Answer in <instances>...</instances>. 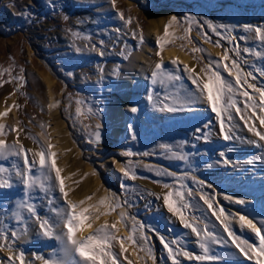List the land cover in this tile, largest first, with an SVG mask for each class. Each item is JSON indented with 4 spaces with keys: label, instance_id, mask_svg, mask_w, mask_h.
Instances as JSON below:
<instances>
[{
    "label": "rangeland",
    "instance_id": "374dc122",
    "mask_svg": "<svg viewBox=\"0 0 264 264\" xmlns=\"http://www.w3.org/2000/svg\"><path fill=\"white\" fill-rule=\"evenodd\" d=\"M167 12L173 13L179 20L177 25L169 29L170 32H174L176 36H182L184 28L191 27V31L187 34L188 39L185 40L169 38L171 42L165 47L179 49L195 63L200 71L205 64L220 61L216 70L225 80L232 83L235 89L234 93L225 94L222 103L227 102L228 96H232L240 109L246 103H255L256 115L264 116V112H261L259 107L260 94L248 87V84H253L256 88H264V41L255 36L254 32L244 29V25H252L253 28L264 26V0H115V5L112 0H0V85H2L0 86V104L10 109L8 115L3 117L6 128L5 134L0 136V139L8 142L12 136L14 142L18 138L20 144L22 140L30 145L40 144L39 134L47 132L45 112L47 95L39 73L46 72L45 63H47L60 78L67 80L68 85L65 91L60 80H56L53 87L54 100L59 102L62 120L67 124L72 140L78 148H83L85 154L83 162L96 166L102 159L115 157L122 160L121 166L129 170V175L125 176L127 178L118 180V177L111 175L114 173L112 170L106 172L101 166H96L104 183L103 188L110 190L106 196V204L101 205L103 211L107 210L109 204L120 205L109 215L101 217H106L105 221L109 224L117 223L119 229L115 233L117 237L133 234L137 239L136 245L126 241L125 246L128 251L123 254L120 251L119 241L112 242L110 250L117 255L119 264H128L129 261H132V264H153L152 259H148L146 253L139 250L141 245L152 249L156 264H173L160 237H163L173 250L177 251L184 250L182 235L194 234L190 228L183 226L179 216L170 212L165 204L162 209L160 200L156 198H149L151 202H154L149 215L138 217L134 208L140 201L138 200L136 204L133 201L137 197L135 181H146L168 192H176L178 189L184 193V202L190 205L182 209L186 221L195 223L200 229L207 226V229L213 233L218 229L223 231V226L212 215V210L200 198L201 195L210 199L213 209L217 212L223 208L225 213L230 212L238 217L236 214H240L241 210L247 207L242 206L239 210V207L236 208L237 206L227 201L223 195L227 193L250 196L253 193L251 191L264 188V167L263 169L255 168L254 161L248 164L249 171L245 169L236 175L229 174V171H234L233 167L237 163L244 160L250 161V159L247 158L249 156L244 157L232 151L225 152V147L229 145L228 141V144L224 142V146L221 147L212 145L213 141H218L219 135L215 131L212 132L214 127L217 128V119L207 102L196 103L195 108L192 105L180 107L175 112L168 111L162 119L172 118L173 120L166 121L167 124L162 130L160 129L164 125L160 124L162 119L155 118L152 114V109L157 102V98H153L147 110L148 122L159 123L161 126L154 128L148 135L138 134L135 141L131 143L114 141L112 110L116 107V97L121 94L123 81L129 75L128 70L134 63V57L145 45V30L148 24L146 16ZM120 13H123L124 19L120 18ZM189 16L194 20L186 21L185 17ZM128 18H131L130 24L125 23ZM206 21H211L215 26L224 25L225 27H217V31L213 32ZM74 33L78 35H73ZM204 33L207 35L205 36ZM217 42L220 46H216ZM77 48L80 51H76ZM193 48L203 51L193 52ZM225 51L229 56L227 61L222 60ZM233 60L239 65L241 76L247 79V84L243 80L240 85L235 83V69H232V75L225 71L224 64H228L231 68ZM248 73L252 75L249 76ZM21 76H23V86L17 90V84L21 83L17 78ZM203 76H205L204 73ZM186 88L184 92L190 96L191 87ZM244 91L253 98L251 101L242 95ZM175 94L174 89L168 92L170 96ZM193 95L194 100L198 102L199 97ZM179 98L182 97L179 95L170 98L169 104L175 103ZM77 100L83 102L80 107L84 115L78 116L76 113ZM89 108L93 113L90 116ZM233 109L235 108L229 109V112H233ZM248 111L252 115L251 107ZM196 114H208L214 120L206 119L201 123L200 120L203 118L197 120L194 117ZM243 115L248 118L246 114L243 113ZM226 121H230L228 113L224 114V122ZM97 123L102 125L99 129L101 134L99 144L94 142V136L91 135ZM41 125L45 127L42 128ZM12 128L18 131H11ZM136 130V127H133L132 133L136 134ZM30 137H35L38 142H34ZM162 145H167L168 148ZM126 151L135 155H122ZM178 155H184L186 159L180 160L177 158ZM250 155L252 156V153ZM13 158L14 161L11 160ZM170 159L173 164H169ZM16 163L18 161L13 156L7 159L0 158V167L10 169ZM163 164L169 165L170 173L174 175H168L166 169L162 167ZM22 166L23 164L19 167ZM207 168H212L214 171L220 169L219 171L224 173L214 177V172L210 174L205 171ZM132 175L135 179L131 178ZM200 181H203V184L199 183ZM165 184L169 187L165 188ZM24 188L20 180L12 183L11 187H0V232L7 236L5 240L3 235H0V252L13 251L19 255L22 251L24 263L33 264L47 251L54 249L56 240L52 236L42 238L41 241L38 240L40 238L33 239L31 242L24 241L33 232L30 221L38 220L26 210H20L22 220L18 221L15 215L8 220L6 212L8 208L16 202L19 204L22 200H27L35 205L36 213L41 220L47 219L55 225L54 229L59 228L60 225L63 227V222L52 221L49 217L50 213L45 218L41 215L52 208L51 204L56 200L55 198L47 199V193L42 196L40 192L37 193L38 189ZM189 191L192 195H188ZM44 199H47L46 205L50 206L43 205ZM172 199L176 200V197ZM179 203L177 201V206ZM93 205L97 206L94 201ZM93 209L91 211H95ZM121 212L126 214L125 220L118 222ZM148 225L151 226L150 230ZM211 225L214 226L211 228ZM134 226L136 231L132 233ZM88 230L85 228L81 232L85 233ZM13 231L20 234L18 238L12 237ZM233 231L240 238L250 243H257L254 235L245 237L243 233H240L238 226ZM90 233L83 236L87 237ZM142 234L147 237L146 240L140 239ZM223 234L227 239V233ZM197 239L196 235H191L188 241L192 243L190 246L193 249L188 250L195 256L204 255L197 247L199 246ZM172 241L177 243L172 244ZM228 244L231 245L233 252L239 253L230 240ZM218 246L219 248L210 255H217L222 259L204 264H225V261L227 264H256V260L246 257L237 260L230 256V251L225 249L226 245ZM181 253L176 257L180 264H199L195 258L182 261ZM76 258L77 256L72 255L70 259L76 261ZM78 264L83 262L80 260Z\"/></svg>",
    "mask_w": 264,
    "mask_h": 264
},
{
    "label": "bare ground",
    "instance_id": "6f19581e",
    "mask_svg": "<svg viewBox=\"0 0 264 264\" xmlns=\"http://www.w3.org/2000/svg\"><path fill=\"white\" fill-rule=\"evenodd\" d=\"M172 16H175V15L171 12H167L166 14L156 13L150 16H146V20L148 24L145 30L146 31L145 32V40H146L145 45L142 46L141 51L138 52L136 56L134 57V63L129 67V70H128L129 75L123 81L121 94H119L116 97V107L112 110L113 112L112 119L114 121V126L112 129V136L115 142H122V143L134 142L138 134L148 135L154 128L160 127L161 126L160 124H164L160 128L163 130L165 124H167L165 122L166 121L169 122L173 120L172 118L162 119V117L165 116L166 113L168 112L166 110L165 111L160 110L165 105L175 106L178 109L180 107H184V106L191 107L192 105H194V108H195L196 103L202 104L206 102V99L204 98V96H202L199 90L195 87V85L192 84L191 80L189 79V74L184 72L183 70L184 65L187 64L189 68L194 67L195 73L198 74L202 80H206L207 77L203 76V73L200 71V69L199 70L197 69V66L195 65V63L192 60H190V58L187 55H185L183 52H181L179 49L175 47H171V48L164 47L163 51L161 52V55L160 56L156 55L157 51H160L157 45V40L159 37L163 36L164 26L168 22L169 18ZM173 59L178 61V66L171 63ZM161 60L165 66L163 70L165 75L162 77H159L157 79V82L153 83L152 76H151L152 71L154 70L155 64L161 62ZM45 65H46V72L39 73V76L41 77L45 85V90H46V95H47V105L45 106V112L47 115V118H46L47 119L46 121L47 122V132L39 134V137L41 140L40 144L30 145V144H27L23 140L21 144L24 146L25 149L31 150V152H29L28 154L29 157L31 158L32 153L38 152L41 150V146H44L45 149H47V144L51 143L54 146L52 148V151L56 153V157H55L56 166L61 169V177L64 179L65 191L68 192L67 200H71L74 203L84 200L85 203L83 205H80V208H88L90 205H93V201H94L97 204L99 210L103 211L102 209L103 206L99 205V201L100 199L104 198L105 204H106V196L108 195V191L110 192V190H107V189L105 190L103 188L104 183L101 180V177L99 174L100 173L99 168H97L96 166H101L102 168L106 170V172H110L109 170H112L114 173H112L111 175H113L116 178L118 177L117 178L118 180H124L127 177H125L124 172L121 171V167H122L121 164L123 161L116 159L115 157L108 158V159L105 158V159H102L99 164H96V166L95 164H86L85 162H83V158L85 155L83 148H80V147L78 148L77 147L78 145L75 144V142L72 140L69 130H68V126L62 120L61 112L58 107L59 105L51 109L48 107L49 104H54L57 102L56 100H54V94H53V87L55 86L56 80H60V82L62 83L64 87L63 89L64 91L66 89V86L68 85L67 80H65L64 78H60L59 74H57L53 70V68L50 67L47 63H45ZM169 73L172 75H178L181 79L180 80H170L167 76V74ZM161 79L163 80V83H161ZM187 86L191 87L190 90L192 93L190 94V96L189 95L187 96V94H185L184 92V90L186 91ZM171 89H174L176 91L175 96L180 95L182 97V98H179L173 104H169V101H168L170 98L175 97L174 95L173 96L168 95V92ZM193 94H195L196 97L197 96L199 97L198 102L194 100ZM149 95H151L152 98L154 99L157 98V102L154 108L152 109V114L154 115L155 118L159 117L162 119V123L160 124L154 123V122L153 123L148 122L147 110L153 102V99L151 101L148 99ZM188 97H190L191 99L188 100L186 103H182V101H185V99ZM256 101L258 103V100ZM133 106L138 108V111L136 113H133L130 111L131 107ZM249 108L245 109V106H241V113L242 114L244 113L248 116V118L244 116L245 117L244 120L240 118V114H237L235 109L232 110L233 112H229L230 114H232L231 116L232 118L230 121H226V123L224 122L225 128L231 127V132L229 133V135H231L232 138L229 140H225L223 138L224 134L221 132L220 120L216 116V113L214 115L217 119V123H216L217 128L214 127L212 132L214 131L217 132L219 135V139L217 138L218 141H213L212 145L215 147H221V146H224V142H226V144L229 143L230 146L228 145V147H225V152L232 151V153H238L239 155L244 156V157L249 156L247 158L250 159V161L244 160L241 163H237V165L233 167L234 171L232 170L230 172L226 167V170L229 171V174L236 175L238 173H242L245 169L248 170V168H250L248 164H250L249 162L251 161H254L253 165L255 166V168L257 167L259 169H263L264 167V155H263L264 140H260L259 136H257L254 131H249V127H253L256 131L264 133V125H261L260 120L258 119L259 115H255V116L253 115L254 117H252V115L249 114V111H248ZM6 109L8 108H6L4 104L1 103L0 112H4ZM194 117L197 120H200L201 118H203L202 120H200L201 123L203 120L205 121L206 119H208L209 121L214 120L213 117L209 116L208 114L206 115L196 114ZM245 120H247V123H245ZM3 122H4L3 117H0V124H3ZM133 127L134 128L136 127L137 129L136 134L132 133ZM14 143L15 142L13 140V137L11 136L7 144L12 145ZM250 153H252V156L250 155ZM13 157H16V156H13ZM36 159H37L36 167H38V157ZM11 160L14 161L15 159L13 158ZM16 160L18 161V163H16L17 166H20L21 164H23V157H16ZM148 164L150 165L152 163H148ZM154 164L158 165L160 163L158 164L154 163ZM169 164H173V161L171 159L169 160ZM162 167L166 169L167 173L171 172V168L169 167V165L163 164ZM9 170L11 172L12 183H16L17 181H19V178L15 176V169L13 168V166H11ZM212 170H213L212 168L211 169L207 168L205 171H208V173L210 174L211 173L213 174L214 172V175H213L214 177L215 176L217 177L221 175L222 173H224V172L219 171L220 169L219 170L217 169L215 171L214 170L212 171ZM33 171L35 173L36 169H34ZM36 174L38 175L39 173H36ZM93 175H96V177H93ZM50 176H51V180L46 181L47 184H50L49 190L47 192H44L38 189L39 191H37V193L40 192L42 196L45 193H47L46 195L47 199L50 197H53L56 200L51 204L52 208L49 209L47 213L45 214L42 213L41 215L44 216L45 218L47 217V214L50 213L49 217H51L52 221H58V222L61 221L62 223L63 221L61 217L63 216L64 210L67 209V201L64 198L63 194L59 191V184L55 180V173L51 172ZM134 187L137 191V197L133 201L135 202V204L138 202V200L140 201L138 202V204L135 205V208H134L135 209L134 212L136 213L138 217L139 216L145 217L146 215H149L150 211H152L151 205L152 203L154 204V202L153 201L151 202L149 198H153V199L156 198L157 200L158 199L157 197H159V200H160L159 202L162 204L161 208L164 209L163 205L165 203L163 200V196L168 192V190H163L155 186L152 183L141 181V180L135 181ZM263 189L264 188H261V190L256 189L255 191H251L253 193H251L250 196H246V195L244 196L241 194L230 195L227 193H225L223 196L232 197L231 200L226 199V198L225 199L229 201L230 203L236 205L237 206L236 208L239 207L238 208L239 210H241L240 208L242 206L243 207L246 206L247 208L245 210L242 209L239 215L248 216L249 219H252L253 222L257 224V227H260L261 226L260 222L264 221V219L263 220L261 219V218H264V190ZM114 195H115L114 198L116 199L117 198L116 194ZM87 197H91V199L88 200ZM47 199L46 200L44 199L43 205L47 204ZM238 200H243L244 203L243 204L237 203ZM12 205L8 208V211H6L8 220L14 218L15 217L14 212L17 211L16 206L18 205V203L16 202L15 204L16 206L15 205L12 206ZM143 205L147 206V208H144ZM48 206L50 205L48 204L45 207H48ZM80 208H78L77 211H79ZM58 212L60 213L59 215H58ZM90 212H92L91 209H90ZM225 214L228 216V222L230 223L232 230L238 226L240 228V233H243L245 237H251V235H254L256 242L258 243V238L255 236L254 233L251 232L250 229H248L247 227L241 228L238 222V217H236L234 214L230 212H226ZM235 217H236V221L234 220ZM105 220H106V217H100L99 220L92 221L93 223L92 229H89L85 233H82L81 231L77 232L76 233L77 238L83 239V237H85L83 235H87V233L93 232L96 228L102 225ZM211 221L213 222V220ZM30 224H31L33 232L31 233V236L28 239H25L24 241L31 242L33 239H36V238H40L38 240L41 241L42 238L48 237L43 234V230H41L38 221H35V219H32V221H30ZM213 226L211 225L210 227L212 228ZM58 227L59 228L54 229V232L56 234H61L64 231H66V229H64L61 225ZM148 229L150 230L151 226H149ZM263 231L264 229H262V234H264ZM214 233L217 235V237H221L223 235L222 237L225 238L223 234L224 232L219 229L217 232H214ZM191 235L195 236V234H189V233L182 235V237L184 238V240H182V247H184L183 251H187L189 253H191L189 250L193 249L192 246H190V244L192 243L188 241V239L191 238ZM53 237L56 240L54 249L52 251H47V253L39 257V260L33 264H44V260H49V259H70L72 258V256L65 257L64 241L61 239H57L56 236H53ZM202 238L203 236L199 237L197 240H200ZM195 244H196L195 246H197V243ZM218 245L219 244L209 243L208 245L209 253L208 254L210 255V253L214 252L216 248H219ZM197 247L199 251L202 254H204L200 246H197ZM226 248H227V251L228 252L230 251L231 253V255L230 254L229 255L237 260L245 257L242 254L240 255V253L238 252H233L232 247L229 244L226 245L225 249ZM0 253H1L0 264H12V262L8 260V257L10 255L14 257L18 256V254L13 251H8V252L3 251ZM192 256L194 258L195 255L192 254ZM28 258L29 257H27L26 259ZM40 258H43V259H40ZM253 260H255V257H253ZM182 261H189V258L183 256ZM79 262H80V258L77 256L76 264H78ZM206 262H212V261L211 260L198 261L199 264H204ZM14 264H19V260H15Z\"/></svg>",
    "mask_w": 264,
    "mask_h": 264
},
{
    "label": "snow or ice",
    "instance_id": "6c2138e0",
    "mask_svg": "<svg viewBox=\"0 0 264 264\" xmlns=\"http://www.w3.org/2000/svg\"><path fill=\"white\" fill-rule=\"evenodd\" d=\"M113 5H115V0H112ZM120 18L124 19L123 13H120ZM185 20L188 22H191L194 20L192 17H185ZM126 24L131 23V18H128L125 21ZM179 23L177 16H172L169 18L168 22L164 26V34L163 36L159 37L157 40V45L160 49V51H157L156 55L160 56L161 52L163 51V48L166 44L170 43V37H174L175 39L185 40L188 39V33L191 31V27L184 28L183 32L184 35L182 36H176L174 32H170L169 29L173 27V25H177ZM209 28L212 29L213 32L217 31V27H225L224 25L215 26L211 21H206ZM244 29L246 31L254 32L255 36L259 37L261 41H264V26H259L253 28L252 25H244ZM219 34V33H217ZM78 35V34H73ZM135 35V34H134ZM206 36L207 34L204 33ZM87 39V37H85ZM233 39H235L233 37ZM143 41V37L141 36V42ZM103 43V41H101ZM216 46H220L219 42H217ZM95 48V46H93ZM76 51H80L79 48L76 49ZM193 52L197 51H203L199 48H193ZM245 51H248V49H245ZM103 55V53H101ZM256 55H260L259 53H256ZM229 59L228 52L225 51L222 60L227 61ZM172 64L178 66V61L173 59L171 61ZM215 63V67H214ZM209 62L205 64L201 68V72L205 74L207 77L206 80H202L201 77L195 73L194 68H189L187 64L184 65V72L189 74V79L191 80L192 84L195 85V87L199 90L200 94L204 96L206 99V102L210 105L211 110L216 113V116L220 120V126H221V132L224 134L223 138L225 140L231 139V135L229 133L231 132V127L225 128L224 123V114L228 113V119L231 120V114L229 113V109L235 108L237 114H240V118L242 120L245 119L244 115L241 113V109L237 105V102L232 98V96H228L227 102L222 103V100L225 97L226 93H234L235 89L232 85V83L228 82L224 79V77L221 75V73L216 70L217 67H219L220 61L216 62ZM164 64L161 60V62L156 63L154 70L152 71V81L153 83L157 82V79L159 77H162L165 75L164 73ZM225 71L228 72L229 75H232V69H235V83L237 85L241 84V81L243 80L244 83L247 84V79L241 76L239 65L235 60L232 61L231 68H229L228 64H224ZM102 71V69H101ZM21 72H23V68H21ZM247 75H251V73H248ZM168 78L170 80H180L181 78L178 75H172L167 74ZM21 83L17 84V90L23 86V76L17 78ZM161 83H163V80L161 79ZM2 86V85H0ZM249 88H253L256 92L260 94V111L264 112V88H256L253 84H248ZM243 96L247 97L249 101H251L253 98L249 95L247 91H244L242 93ZM148 99L151 101L153 98L151 95L148 96ZM191 98L188 97L185 99V101H182V103H186ZM59 102H56L54 104H49L48 107L51 109L53 107L58 106ZM77 108L76 113L77 115H84L82 108L80 107L82 105V101L77 100ZM14 107H19L18 105H13ZM251 107L253 109L252 115H256L255 109L256 104L255 103H246L245 109ZM161 111H169V112H175L179 110L175 106L171 105H165L160 109ZM10 109H6L4 112H0V117H4L8 115V112ZM131 112L136 113L138 111V108L133 106L130 109ZM92 109H88V115H92ZM258 119L260 120L261 125H264V116H259ZM245 123H247V120H245ZM41 127H45L44 125H41ZM102 127L99 123L95 125V131L91 133L92 136H94V142L99 144L101 141V134L99 129ZM6 128V125L0 124V136H3L5 134L4 130ZM11 131H18L15 128H12ZM249 131H254L257 136H259L260 140H264V133H261L259 131H256L253 127H249ZM33 139L34 142L36 141L35 137H30ZM134 138V137H133ZM54 146L51 143L47 144V149H44L43 146H41V150L38 152L32 153V157H29V152H31L30 149H25L22 144L19 143V139L17 138V141L12 144L8 145L6 140L0 139V158L7 159L9 156H16V157H23V166L19 167L16 164H13V168L15 169V176L19 178L20 182L24 185L26 190H35L39 189L40 191L47 192L49 190L50 184H47L46 181L51 180L50 173H55V180L59 184V191L63 194L64 198L67 201V209L64 210L62 221H63V228L66 229L61 234H56L54 232L55 225L51 224L49 220L43 219L41 220L38 214L36 213L35 205L32 203H29L27 200H22L17 205V211L14 212V215L16 216V219L18 221L22 220L23 217L21 215L20 210H26L30 215L36 216L37 220L39 221V225L41 230H43V234L48 237L56 236L57 239H61L65 243L64 247V253L65 257H69L72 255L78 256L80 260L83 262V264H119V260L116 254H114L110 249L112 246L113 241H119L120 245V251L121 254L126 253L128 251L127 247L125 246L126 241L130 244L136 245L137 239L133 234H129L126 237H117L116 232L119 231L117 228V223L109 224L107 221L104 222V224L100 225L98 228H96L91 234H89L87 237L83 239H78L76 236V233L79 231L85 230V228L92 229L93 223L89 221L99 220L102 215H109L112 211H115L117 207H120L118 203L115 204H109L107 206V210L101 212L97 206L90 205L88 208H80V205H83L85 203L84 200H81L79 202H73L71 200H67L68 192L65 191L64 186V179L61 177V169L56 166V153L52 151V148ZM164 148H168L167 145H162ZM122 155L124 156H132L135 155L134 153L130 151L123 152ZM147 155V153H145ZM223 155V153H221ZM38 157V167L37 166V158ZM178 159L185 160L186 156L184 155H178ZM227 163V161H226ZM251 163V162H249ZM36 169V172L34 173L33 169ZM121 171L124 172L125 176L129 175V170L122 166ZM7 173L5 176L4 174ZM36 173H39L38 175ZM160 174V173H158ZM168 175H174L173 173H168ZM131 178L135 179V176L132 175ZM195 180V178H193ZM199 183L203 184V181H200ZM12 186V179H11V172L9 169L0 167V187H11ZM165 188H168L169 185L165 184ZM188 195H192L191 191L188 192ZM176 197V200H173L172 197ZM159 199V197H157ZM205 204H207L208 208L212 210V215L216 217L218 221H220L221 225L223 226V231L227 233V239L224 237H217V235L207 229V226L204 227V229H200L195 223H192L190 221H186L184 212L182 209L189 207L190 205L187 202H184V193L180 191H169L163 196V200L165 205L167 206L168 210L170 212H173L174 214L178 215L181 223L185 228H190L192 233H194L198 238L201 237L203 233V238L199 240V246L203 250L204 255L195 256L194 258L198 261H204V260H211V261H219L222 258L217 255H209V243L214 244H221V245H227L229 243V240L231 241V244L235 246L236 249H238L239 253L245 256L248 259H253L255 257L256 264H264V234H262V229H264V221L260 222V227H257V224L253 222L252 219H249L245 215H238V222L241 226V228L247 227L251 230L252 233L255 234V236L258 238V244L257 243H250L248 240L242 239L239 236L235 234V232L231 229L230 223L228 222V216L225 214L224 209L220 208L217 212L213 209V203L210 201L209 198H206L204 195H201L200 197ZM226 199L231 200L232 197H225ZM88 200L91 199V197H87ZM177 201H179V206H177ZM237 203L243 204V200H238ZM99 205H105V199L102 198L99 201ZM80 208L79 211H76V209ZM95 209V211L90 212V209ZM88 213V215H86ZM60 213L58 212V215ZM126 214L124 212L120 213L119 221L125 220ZM195 219V218H193ZM125 226H127L125 224ZM143 227V225H141ZM136 228L135 226L132 228V233H135ZM0 235H3V238L7 240V236L4 235L2 232H0ZM12 237L18 238L20 234L13 231L11 233ZM141 240H146L147 237H145L143 234L140 237ZM160 241L163 244L164 248L168 250V254L170 258L173 260V264H180L179 260L176 258L178 254L182 252L183 256L192 259L193 256L191 253L183 250H177L174 251L173 248L170 246L168 242L164 240L163 237H160ZM172 244H176L177 241H172ZM11 250V248H9ZM140 251H144L148 257V259H152L153 264H156L155 257L152 253L151 248H144L142 245L139 246ZM43 259V258H40ZM8 260L14 264L15 260H19V264H24V253L21 251L18 256H9ZM44 264H76L75 259H49L44 260ZM128 264H132V261H129ZM225 264L227 262L225 261Z\"/></svg>",
    "mask_w": 264,
    "mask_h": 264
},
{
    "label": "trees",
    "instance_id": "16d2710c",
    "mask_svg": "<svg viewBox=\"0 0 264 264\" xmlns=\"http://www.w3.org/2000/svg\"><path fill=\"white\" fill-rule=\"evenodd\" d=\"M176 191H178V189H176Z\"/></svg>",
    "mask_w": 264,
    "mask_h": 264
}]
</instances>
